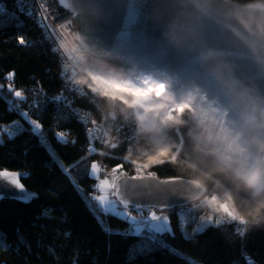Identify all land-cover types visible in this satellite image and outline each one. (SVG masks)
Returning a JSON list of instances; mask_svg holds the SVG:
<instances>
[{"label": "trees", "instance_id": "1", "mask_svg": "<svg viewBox=\"0 0 264 264\" xmlns=\"http://www.w3.org/2000/svg\"><path fill=\"white\" fill-rule=\"evenodd\" d=\"M0 4L16 10L22 19L19 24L0 27V170L27 173L23 185L37 194V200L28 204L0 200V264H264V221L253 226L250 218H241L259 198L252 196L232 170L220 171L215 158L181 124H170L172 134L166 143L143 140L148 151L143 155L133 153L127 141L116 147L95 141L78 112L90 110L97 119L105 115L109 120L113 100L92 94L88 87L86 93L71 88L61 58L37 16L21 12L16 0H0ZM56 8L59 15L66 12ZM21 35L26 41L23 45L18 42ZM9 82H14L15 89L28 91L33 101L19 106L9 93ZM40 102L41 111L33 110ZM29 116L40 124L39 132L33 130ZM16 120L24 126L10 139L2 129ZM58 133H64L68 142L62 143ZM162 148L171 151L157 155ZM128 158L150 166L143 169L142 176L153 173L162 179L201 182L207 192L200 199L211 197L218 203L222 223L186 238L176 214L183 207H178L170 211L172 233L161 237L168 247L155 246L151 252L129 259L141 237L122 235L101 223L99 214H105L93 211L96 202L89 196L96 183L90 175L93 162L122 165L134 176L138 165ZM224 198L235 220L221 210Z\"/></svg>", "mask_w": 264, "mask_h": 264}, {"label": "water", "instance_id": "2", "mask_svg": "<svg viewBox=\"0 0 264 264\" xmlns=\"http://www.w3.org/2000/svg\"><path fill=\"white\" fill-rule=\"evenodd\" d=\"M57 5L74 16L80 46L95 56L120 59L128 68L171 78L184 87L199 85L221 101L232 78L264 97V67L228 30L232 13L242 10L237 1L57 0ZM230 119H238L237 112ZM15 173L23 185L25 174ZM131 178L124 176L119 183L132 211V204L163 211L186 207L207 192L201 182L182 177ZM28 194L35 195L25 201ZM0 196L23 204L37 200L24 185L17 189L3 179Z\"/></svg>", "mask_w": 264, "mask_h": 264}, {"label": "clouds", "instance_id": "3", "mask_svg": "<svg viewBox=\"0 0 264 264\" xmlns=\"http://www.w3.org/2000/svg\"><path fill=\"white\" fill-rule=\"evenodd\" d=\"M241 9L232 13L234 23L228 26V30L264 67V0H246ZM63 36V50L75 53L74 60L84 65L79 68L76 83L102 98L118 100L126 108L135 109L136 119L142 126L155 127L157 118L161 125L184 124L187 113V118L199 129L197 143L204 144L219 170H232L252 196L259 198L241 218L246 221L250 218L253 226L264 221V97L254 94L247 86H241L235 78L227 83L221 101L210 97L208 91L199 85L184 87L177 92L171 78L156 80L148 76L133 79L122 73L103 70L102 66L94 69L87 66L86 55L75 43L79 37L67 31ZM213 74L216 75V70ZM233 112H237L238 119H230ZM145 121L149 124L145 125ZM170 151V148H162L157 155H167Z\"/></svg>", "mask_w": 264, "mask_h": 264}, {"label": "snow or ice", "instance_id": "4", "mask_svg": "<svg viewBox=\"0 0 264 264\" xmlns=\"http://www.w3.org/2000/svg\"><path fill=\"white\" fill-rule=\"evenodd\" d=\"M21 12H24L23 7L20 9ZM4 9L0 8V13H3ZM27 16H32V11L28 10L25 13ZM41 27H45L44 24H41ZM18 42L20 44H25V38L23 35L18 37ZM67 69H65V72L67 73ZM74 75V73H73ZM12 74L10 73L8 76V79L11 80ZM80 84H77L75 87L76 91H79L83 93V88L79 87ZM11 90V89H10ZM92 93H95L94 91L90 90ZM15 96L19 98H23V94L21 91H15ZM59 99H63L62 97H58ZM21 115L26 116V113H21ZM82 119L85 123H87V118L82 116ZM30 123L34 126L35 129H39L41 126L39 123H37L34 120H30ZM9 138L11 139L15 134L16 131H19L17 128L15 131L13 130H6ZM90 135L94 138H99V134L96 133L95 130H90ZM57 138L62 143H67L68 141L65 139L64 133H58ZM3 141L0 140V143ZM74 143V141H73ZM111 147H116L115 144H112ZM95 149H90V152H94ZM135 163V162H133ZM138 165V174L131 179L133 180H139L143 179L142 172L143 169L149 168V165ZM122 167L118 165L116 169H113V172L111 174L110 178L105 179H99V173H100V166L97 163H93L91 165V173L90 175L93 177H96L99 179V183L96 185V189L99 191V195L94 196L92 199L96 201V204L93 207V211H99L102 212L105 215H113L118 218L124 219L130 223L129 230L124 233L125 235H132L136 237H141V242L138 245L133 246V248L130 251L129 259H134L137 254H145L148 252H151L155 246L160 247H168V245L165 244L164 240L161 239V237L165 233H172V229L168 220V217L166 215H158L156 211L153 210L154 206H141L140 204H132V209L137 212L139 215H131L128 211L129 209V198L125 194V192L122 191L121 185L119 183L120 179L123 176V173H121L119 176L116 175L117 170ZM27 175V173H25ZM149 177L154 176L153 173H148ZM0 179L6 180L9 184L14 185L17 189H22L23 185L20 183V180L18 179V174L15 172H10L8 170H0ZM175 180V178H172ZM124 187H128L127 181H125ZM131 187L135 188L137 185H132ZM35 194H28L25 195L23 198L25 201L30 200L32 196ZM109 195L111 198H109ZM3 197L0 196V199ZM205 204H211L215 205V200L205 201ZM91 206V205H90ZM221 210L223 213L230 217L231 219L235 220L236 217L233 216L231 210L228 208V206L220 205ZM148 212V215H144V212ZM188 211H181L180 212V218L181 222L186 223L188 222L189 216ZM47 214V213H45ZM99 219V217H97ZM240 224L245 225V222L243 220L239 221ZM103 223V221H101ZM208 221L202 222L195 231L197 233L203 231L204 227L207 226ZM106 231H111V229H106ZM185 237L190 238L188 233L185 232ZM171 251H175L174 249H170Z\"/></svg>", "mask_w": 264, "mask_h": 264}, {"label": "rangeland", "instance_id": "5", "mask_svg": "<svg viewBox=\"0 0 264 264\" xmlns=\"http://www.w3.org/2000/svg\"><path fill=\"white\" fill-rule=\"evenodd\" d=\"M36 6H37V8H38V10H37V12L39 11V12H41L42 14H44L45 12H47V15H49V16H52V17H54L52 14H51V11L53 10V12H54V14H57V8H56V6H59V5H57V0H54V1H52V4H51V6H47L46 5V3H45V1L44 0H39V2H38V5L36 4ZM0 8H3L4 9V12L3 13H0V27H2V26H8L9 24H19L21 21H22V19H21V17H20V14L16 11V10H14V9H10V8H7V7H5L4 5H2V4H0ZM55 8V9H54ZM59 8H60V6H59ZM42 9V10H41ZM43 10L45 11V12H43ZM35 16H37L36 14H34ZM37 20H38V16H37ZM38 23H40L39 21H38ZM56 21L53 19L52 20V26H54V27H52V29H54L55 31L53 32L54 34H56V29L58 30V32L60 31L61 33H62V31H67V32H69L70 34H72L73 36H78L77 35V31H78V26L76 25V23L75 24H73V25H69V24H65V25H62V27H58V26H56ZM40 26H41V24H40ZM45 31V35H46V37L48 36V31L47 30H44ZM64 37V36H63ZM79 37V36H78ZM48 39H49V37H48ZM63 41H64V39L62 40L61 39V43H62V45H63ZM51 42V41H50ZM76 44H77V47L79 48V50H81V53H83V49H82V46H80V42H79V40H77L76 42H75ZM52 44V43H51ZM56 44V43H55ZM52 48H54V46L52 45ZM63 52H64V50H63ZM66 53V52H65ZM69 53L70 52H68V55H69ZM63 55H65L64 53H63ZM101 58H103V65H107V64H110V65H112V66H115L116 68H118V61L120 60V59H118V60H115L114 58H109V57H101ZM61 62V69L63 70V72H64V74H65V77L69 80V83H70V87L71 88H73V89H75V87H74V85L75 84H77L76 83V80H77V78L76 79H72V78H69L68 76H70L72 73H74V74H78L79 73V69L78 68H76V66L75 67H72V66H70V65H67V64H65V62L64 61H60ZM124 63L122 62L121 63V65H120V68H119V70H121V72L123 71V69H124V65H123ZM65 69H67L68 71H67V73L65 72ZM129 70H131V69H129ZM128 70V71H129ZM131 71H133V70H131ZM78 72V73H77ZM16 88V86L14 85V82H9L8 83V89H9V93H12V98L14 99V100H16V103L19 105V106H27L29 103H27V101H33L32 99H31V97H32V95L30 96V93H28V91L27 92H25V91H23L22 92V90H18V89H15ZM11 89V90H10ZM87 90L88 89H86V87H83V92L84 93H86L87 92ZM15 91H21L22 92V94H23V98H19V97H16L15 96ZM93 94V93H92ZM58 95H56V97H57ZM113 106H112V109H113V111H112V115H111V117H110V121H109V127L110 126H114L117 122H118V120L116 119V116L117 115H120V113H121V111L123 112V113H125V111H127V109H125V107H121V102L120 101H118V100H113ZM33 110H40L41 111V102H40V105H38L37 107H34V109ZM83 112H85L86 113V111H83ZM89 114L91 115V117L93 118V116H94V113H92V111H90L89 110ZM28 116V115H27ZM30 118H31V120H33V118H32V116H29ZM30 118H28L27 117V120L28 121H30ZM94 118L97 120V121H91V122H88L87 123V128H88V130L90 129V127H92V126H95L96 125V123H98V124H102L101 122V118L100 119H97V117H95L94 116ZM103 118H105V115H103ZM35 121V120H34ZM81 121H83L82 119H81ZM98 121H100V122H98ZM84 122V121H83ZM104 122V121H103ZM38 123V122H37ZM31 124V123H30ZM84 124H86L85 122H84ZM91 124V125H90ZM106 123L104 122L101 126H104ZM32 125V124H31ZM107 125V124H106ZM24 126V124H23V122H21V121H18V120H16V121H13V123H11V125L10 126H4L3 127V129H2V131H4V133L5 134H7V131L6 130H13V131H15L17 128L19 129V131H16V134L17 133H19L20 132V129H21V127H23ZM33 126V125H32ZM34 127V126H33ZM33 130H34V128H33ZM37 132H39L37 129H35ZM34 130V131H35ZM15 134V135H16ZM171 134H172V131L170 132V135H169V137L167 136V140H166V142H168L170 139V136H171ZM8 135V134H7ZM14 137V136H13ZM165 142V143H166ZM139 147L143 150V149H145L146 150V147H145V144L144 143H142V142H140V144H139ZM148 153V151L145 153V154H147ZM130 161H132V162H136L137 164H141V162H139L138 160H136V159H131V158H128ZM99 163H104V165H105V168L104 167H102L101 165H100V171L102 170V172H101V175L99 174V179H105V178H110L111 177V174H112V172H113V169H116V167L118 166V165H116V166H112V167H108L107 166V164L104 162V161H98ZM94 163V162H93ZM92 163V164H93ZM96 163V162H95ZM120 166H122V165H120ZM107 168V169H106ZM121 173H123V176H122V178L124 177V176H131V177H134V176H136L137 174H135L134 176L133 175H131V174H127V172L125 171V169L123 168V166L122 167H120L118 170H117V172H116V175L117 176H119ZM93 177V176H92ZM95 180H96V183H95V186H94V188H93V190H92V194H90L89 196H90V198L92 199L94 196H96V195H99L100 193H99V191L96 189V185L99 183V179H97L96 177H93ZM121 178V179H122ZM120 179V180H121ZM109 198H111V196L109 195ZM211 200V197L210 198H208V199H206V198H204V199H200L199 200V202L197 203H193V204H191V205H189V206H187V207H183V208H180V209H178V211H176V214L178 215V220H179V224L181 225V230H182V233L185 235V232L186 233H188V235H189V237H194L195 235H196V231H195V229L202 223V222H205V221H208V223H207V226L206 227H204V229L205 228H207L208 226H211V225H218V224H220V223H222V219H220V212H218V207H217V204L218 203H216V205H214V206H212V208L211 207H209V205L210 204H205L204 202L205 201H210ZM222 201L223 202H221V204L220 205H227L228 206V208L229 209H231V206L228 204V200L227 199H222ZM58 202L59 203H61V204H63V206L64 207H66L67 205L63 202V200H58ZM96 202V201H95ZM153 210L154 211H156V213L158 214V215H166L167 217H168V220H169V223H170V226H171V229H172V225H171V220H170V211H172V210H168V211H163V210H159V209H154L153 208ZM188 210H191L190 212H188V216H189V219H188V222H186V223H183L182 224V222H181V218H180V212L181 211H188ZM219 210H220V208H219ZM128 211H129V213L131 214V215H139L137 212H135V211H131V210H129L128 209ZM149 213L146 211V212H144V215H148ZM218 216V217H217ZM99 217H101V219H102V221H103V223H105V225L108 227V228H112V229H114V230H116L118 233H120V234H122V235H125L124 233H126L128 230H129V228H130V223L128 222V221H126V220H124V219H121V218H118V217H116V216H113V215H105V217H103V215L102 214H99ZM203 229V230H204Z\"/></svg>", "mask_w": 264, "mask_h": 264}, {"label": "built area", "instance_id": "6", "mask_svg": "<svg viewBox=\"0 0 264 264\" xmlns=\"http://www.w3.org/2000/svg\"><path fill=\"white\" fill-rule=\"evenodd\" d=\"M47 6H51L52 1L54 0H44ZM39 0H16L18 9L20 10L21 7H23L24 11H28L31 10L33 14H36L38 16V21L40 22L39 24H44V30L48 31V36L49 40L51 41L52 45L54 46V48H56L57 52L60 55V58L62 61L65 62V64L70 65L72 67L76 68H80L83 67L84 65L76 62L74 60L75 57V53H65V51L63 52V47H62V43H61V39L63 40V33L64 31H62V33L56 29V34H54L53 32L55 31L54 29H52V20L54 19L56 21V26L58 27H62V25L65 24H69V25H73L75 24V19L74 16L71 15L68 12L63 13L62 15L59 14H54L53 10L51 11V14L54 16H49L47 15V12H45L43 10V12H45L44 14H42L41 12H37L38 8L36 6V4L38 5ZM55 9V8H54ZM42 10V9H41ZM52 26V27H51ZM56 43V44H55ZM83 49V54L86 55L87 57V66L92 67L94 69H100L101 66L103 68V70H109V69H105L106 65H103V58H101L100 56H95L92 53H90L87 50ZM81 52V50H80ZM63 53L65 55H63ZM122 61L119 60L118 61V68L116 69H111V71H115L118 73H122L126 76H130L133 79H135L136 77H148L151 76L156 80H163V77H155L153 75H149L143 71H139V70H135L132 68H128L127 66L124 65V69L121 72V70H119L120 65H121ZM133 71H131V70ZM129 70V71H128ZM78 73V72H77ZM80 73H78L77 75L73 73L68 76L69 78L72 79H76L78 78ZM176 85V90L177 92H179L182 88H184V86L178 85L176 82H174ZM77 84H75L74 86H76ZM80 88L86 87L83 85H79ZM87 89V87H86ZM163 91V90H161ZM84 93V92H83ZM121 107H125V105L121 102ZM127 111H125V113H123L121 111L120 115L116 116V119L118 120V122L114 125V126H110L109 125H104L101 126L104 122L102 121V124H98L96 123L95 126L90 127V129L88 130V132L90 133V130H95L96 133L99 134V138H94L93 139L95 141H97L98 143H107L111 146V144H122L123 141H127L129 142V149L136 154H145L147 151L145 149H141L139 147L140 142H142L143 140H151L153 143L155 142V144H162L164 142H166V138L167 136L169 137L170 132L172 131L170 128V124L168 125H161L159 122V119L157 118V120L155 121V127H145L142 126L141 123L139 121H137L136 116H135V109H129L126 108ZM79 116L82 119L83 117L87 118V123L88 122H93V121H97L94 116L93 118L91 117V115L89 114V112H83V111H79L78 112ZM175 114V113H173ZM188 114L185 113V123L182 124L184 127H187L188 130L193 134L194 138H196L199 135V129L196 127L194 121H192L191 119L187 118ZM83 120V119H82ZM84 121V120H83ZM100 122V121H98ZM86 123V124H87ZM149 122L145 121V125H148ZM91 125V124H90ZM203 144V143H202ZM138 145V148H136V146ZM204 145V144H203ZM90 149H93L92 146L89 147V151ZM93 153V152H90ZM99 166L101 165L102 167L105 168L104 163H99L98 161L96 162ZM234 167H236V165H234Z\"/></svg>", "mask_w": 264, "mask_h": 264}, {"label": "bare ground", "instance_id": "7", "mask_svg": "<svg viewBox=\"0 0 264 264\" xmlns=\"http://www.w3.org/2000/svg\"><path fill=\"white\" fill-rule=\"evenodd\" d=\"M55 49V51H56V53L58 54V56H59V58H60V55H59V53L57 52V50H56V48H54ZM103 67H105V69H109V70H111V69H116V67L115 66H112V65H110V64H107L106 66H103ZM67 83H68V81H67ZM69 85V84H68ZM95 116V115H94ZM101 118V121H104L107 125H109V121L110 120H107L106 118H103V115L100 117ZM182 125V124H181ZM183 126V125H182Z\"/></svg>", "mask_w": 264, "mask_h": 264}]
</instances>
